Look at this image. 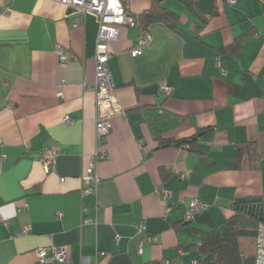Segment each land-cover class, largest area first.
Instances as JSON below:
<instances>
[{
	"label": "crops",
	"instance_id": "obj_1",
	"mask_svg": "<svg viewBox=\"0 0 264 264\" xmlns=\"http://www.w3.org/2000/svg\"><path fill=\"white\" fill-rule=\"evenodd\" d=\"M177 2L183 11L161 0L179 20L173 28L151 24L140 54L128 52L145 31L136 24H124L112 41L108 64L121 111L97 141L96 15L70 13L58 0H0V264H62L53 246L72 264L84 255L97 264H194L195 229L223 227L235 198L264 191V153L253 166L243 150L240 166H227L238 142L264 130V0H197L199 14ZM149 4L127 0L135 13ZM234 38L240 45L232 51ZM228 82L239 85L236 94ZM151 106L182 116L166 138L210 128L191 147L161 145L148 124ZM96 148L106 154L94 161L99 180L85 193L82 174ZM45 149L54 151L48 168ZM161 166L170 170L164 178ZM158 186L171 189L168 202ZM195 197L206 205L185 222Z\"/></svg>",
	"mask_w": 264,
	"mask_h": 264
},
{
	"label": "trees",
	"instance_id": "obj_2",
	"mask_svg": "<svg viewBox=\"0 0 264 264\" xmlns=\"http://www.w3.org/2000/svg\"><path fill=\"white\" fill-rule=\"evenodd\" d=\"M121 1L125 11L133 17L135 24L140 27V30H148L150 25L155 22L161 23L167 28H173L179 20V15L165 5H162L161 0H150L149 6L138 13L129 10L127 0ZM177 1L189 8L193 13H200L197 0ZM228 45L232 51L237 49L240 45L239 38H234ZM223 48H219L218 51L221 52ZM262 74H264V70ZM227 90L232 94H236L239 90V85L228 82ZM149 109L150 112L147 116L148 124L158 143L161 145L172 142L177 145L187 144L188 147H191V143L195 141L197 135L201 131L210 128H202L199 132L186 138H166L164 136L165 131L177 125L182 120V116L171 113L162 106H151ZM263 136L264 130H261L257 138L249 139L245 143L238 142L235 146L234 156L227 162V166L231 168L239 167L243 150H246L248 153L249 164L255 166L264 153V145L262 144ZM159 172L164 178L170 170L161 166L159 167ZM259 196L260 201L258 203L235 202L233 205L234 211L224 220L223 227L195 229V232L198 234V240L194 242V247L198 250L195 259L199 264H254L257 222L264 221V191ZM255 204L262 207L261 214H259V208H255ZM184 221L188 222L190 220L184 219Z\"/></svg>",
	"mask_w": 264,
	"mask_h": 264
},
{
	"label": "built area",
	"instance_id": "obj_3",
	"mask_svg": "<svg viewBox=\"0 0 264 264\" xmlns=\"http://www.w3.org/2000/svg\"><path fill=\"white\" fill-rule=\"evenodd\" d=\"M61 3L68 5L71 9L70 13H94L97 18L98 27L95 42L94 51V83L92 88L95 92V106L97 112L95 114V137L96 140H102L104 135L108 133L111 126V116L114 113L120 112L121 107L118 99L115 96V83L113 82L108 60L112 54V41H115L119 36L121 28L124 24L135 25L134 19L129 15L125 9L121 0H58ZM78 19L73 21L74 24L78 23ZM151 41V35L149 32L142 31L136 38L135 43L129 48L128 52L131 56L140 54L143 46H147ZM55 51L58 55L59 62L65 64L69 61V57L63 52L61 46L57 44ZM161 89L168 93V88L164 82L161 83ZM69 122V118H64ZM43 162L45 167L48 168L53 162L54 151L45 149L43 153ZM106 151L96 148L95 153L91 155V160L88 166L85 168V172L82 174V178L85 184L83 191L85 193L94 190L99 175L94 161L98 158H103ZM187 172H183L180 176H186ZM157 193L161 195L166 202L171 198V190L169 188L158 186ZM205 203L201 202L199 198L195 197L190 202L185 211L183 218L185 220L192 219L195 212L205 207ZM163 208V215L166 216L169 211V205L165 204ZM61 212H58L60 215ZM0 219H2L0 215ZM143 225H140V229ZM26 229H23V232ZM146 238L152 240L153 235L147 234ZM141 242L139 241V246ZM97 252L96 254L98 255ZM36 255L41 263H45L48 259L47 246H40L36 249ZM51 257L60 261L62 264H72V259L67 255V252L63 246L51 247ZM164 262H167L166 260ZM194 264H199L196 259L193 260ZM79 264H97V258H92L89 255L81 256ZM254 264H264V221H258L255 234V252H254Z\"/></svg>",
	"mask_w": 264,
	"mask_h": 264
},
{
	"label": "water",
	"instance_id": "obj_4",
	"mask_svg": "<svg viewBox=\"0 0 264 264\" xmlns=\"http://www.w3.org/2000/svg\"><path fill=\"white\" fill-rule=\"evenodd\" d=\"M234 201L238 203H248V202L258 203L260 201V196L259 195L250 196V197L241 196V197L235 198ZM255 208L257 209L259 208V214L262 213V207L260 205L255 204ZM255 213H257V211H255Z\"/></svg>",
	"mask_w": 264,
	"mask_h": 264
},
{
	"label": "rangeland",
	"instance_id": "obj_5",
	"mask_svg": "<svg viewBox=\"0 0 264 264\" xmlns=\"http://www.w3.org/2000/svg\"><path fill=\"white\" fill-rule=\"evenodd\" d=\"M164 4H168L170 7L176 9L177 11L181 12L183 11V9H181V4H179L177 1L175 0H163Z\"/></svg>",
	"mask_w": 264,
	"mask_h": 264
},
{
	"label": "bare ground",
	"instance_id": "obj_6",
	"mask_svg": "<svg viewBox=\"0 0 264 264\" xmlns=\"http://www.w3.org/2000/svg\"><path fill=\"white\" fill-rule=\"evenodd\" d=\"M187 145V144H186Z\"/></svg>",
	"mask_w": 264,
	"mask_h": 264
}]
</instances>
